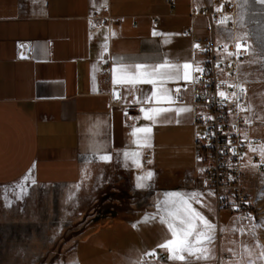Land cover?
Instances as JSON below:
<instances>
[{"label": "crops", "instance_id": "obj_1", "mask_svg": "<svg viewBox=\"0 0 264 264\" xmlns=\"http://www.w3.org/2000/svg\"><path fill=\"white\" fill-rule=\"evenodd\" d=\"M104 2L0 0V187L25 181L40 187L77 184L86 177L85 162L95 159V145L103 146L96 156L138 152L155 172L180 174L204 185L193 149L192 111L179 117L163 113L155 123L140 111L142 106L190 108V83L166 85L187 86L180 104L135 103L153 86L138 85L141 90L130 93L115 85L121 98L114 99L111 70L116 58L128 65L165 59L191 63L194 42L201 47L210 40L231 43V26H218L216 18L204 14L213 11L212 0ZM96 12H108L115 22L91 34ZM154 30L162 35L154 36ZM145 127L151 128V147L142 146V139L140 145L134 143L145 135L134 137V128ZM205 200L218 207L215 195ZM167 238L158 219H104L83 232L75 258L78 264H135L155 250L158 261L167 252L157 245Z\"/></svg>", "mask_w": 264, "mask_h": 264}, {"label": "rangeland", "instance_id": "obj_2", "mask_svg": "<svg viewBox=\"0 0 264 264\" xmlns=\"http://www.w3.org/2000/svg\"><path fill=\"white\" fill-rule=\"evenodd\" d=\"M213 11L222 9L219 19L230 17L226 25L238 42L248 47L239 74L248 86L249 105L258 121H264V17L258 10L264 5L248 0H212ZM217 18V17H216ZM218 19V20H219ZM216 20V22L218 21ZM242 50H244L242 48ZM87 161H91L88 163ZM85 162L86 177L70 186L40 187L29 181L0 187V264H78L76 247L86 228L94 222L109 218L145 219L156 213L155 205L169 192L203 190L202 183L180 174L157 173L140 160L136 167L122 155L112 157L110 163L98 159ZM87 170V171H86ZM152 172L146 187L137 186V177ZM20 185H24L22 191ZM245 191L255 219L236 221L231 212H223L216 206H193L216 225V239L210 250L214 259L196 264H256L264 262L256 258L260 254L257 243L264 246V173L249 170L246 174ZM212 192V191H211ZM211 199V197H209ZM244 229V234L233 229ZM255 231V236L252 232ZM245 246L252 252L246 255ZM231 249V251H229ZM144 264H181L167 259L145 261Z\"/></svg>", "mask_w": 264, "mask_h": 264}, {"label": "built area", "instance_id": "obj_3", "mask_svg": "<svg viewBox=\"0 0 264 264\" xmlns=\"http://www.w3.org/2000/svg\"><path fill=\"white\" fill-rule=\"evenodd\" d=\"M175 2L176 0H167L169 5ZM204 14L212 20L216 17L218 20L220 17L216 12L209 10H205ZM114 22L108 12H96L90 25L91 34L107 29ZM212 24L215 22L212 21ZM185 35H191V32H185ZM235 42L224 43L210 40L206 47L200 46L203 51L196 49L194 45L199 43L194 42L191 64L194 67L199 64V67L205 71L203 73L193 71V79L198 78L200 82H190L189 87L190 108L194 116L193 149L198 171L207 181V184L204 182L202 185L215 193L220 211L231 212L238 221L237 217H246L245 220L254 218L252 211L248 209L250 201L245 191L246 174L249 170L263 174L264 164L258 168L245 165H248L249 160L252 164H260V156L251 152L249 148L251 146L259 149L261 145H264V121L260 122L256 119L248 101L247 82L239 74L244 50L241 49L242 54L238 59L224 54L222 45L227 44L228 50L235 52ZM218 63L219 67H216ZM230 85L243 86L245 91L240 92L238 88L230 87ZM186 89L187 86L184 85L179 95L175 94V104L184 101ZM219 91H224L228 98L222 101L218 95ZM233 92L236 93V97H232ZM207 117L212 119H206ZM246 119L248 123H245ZM230 149H235V152L233 153ZM242 156L243 159H241ZM200 169L204 171L201 172ZM229 177L232 178L229 179ZM241 220L244 219L239 221Z\"/></svg>", "mask_w": 264, "mask_h": 264}, {"label": "snow or ice", "instance_id": "obj_4", "mask_svg": "<svg viewBox=\"0 0 264 264\" xmlns=\"http://www.w3.org/2000/svg\"><path fill=\"white\" fill-rule=\"evenodd\" d=\"M245 3L248 0H244ZM252 3H258L260 5H264V0H252ZM104 6H106V0L104 2ZM216 12H221L222 9L217 7L215 9ZM259 15L264 17V8L258 10ZM230 19L228 16H222L218 21V26L224 25ZM95 27V25H93ZM261 28H264V22L261 23ZM155 35H162L161 33H157L155 30L152 33ZM112 35L115 36L116 33L112 32ZM229 38L235 42V52L228 50V45H222L224 54L226 56H235L237 59L240 57L241 49H244V54L248 53V47L244 44L238 42L239 39L245 38H237L232 33H229ZM105 41H107V37H105ZM167 42V41H166ZM106 49L107 45H103ZM194 47L198 50L200 49V45L196 44ZM210 50V49H209ZM218 53L220 49H217ZM222 59V58H221ZM114 64L117 65L113 67L111 70L113 76V98L120 99L119 91L116 90L115 85L124 86L125 90L134 93L135 91H140L137 86L142 84H150L153 86V90L144 95L142 98H137L133 102L149 104V103H174L175 99L172 96V93L175 92L177 96L179 95L180 89H170L166 85L168 82H179L185 81L186 83L195 82L199 83V79H193L192 72H200L203 73L205 70L199 67L197 64L195 67L190 62H185L183 64L172 63L168 60H164L161 63H157L155 65H146L143 63H135V64H125L121 58H116L114 60ZM219 67V63L216 65ZM191 70V71H190ZM119 73V75H118ZM221 83H225L221 81ZM230 87L238 88L240 92H244L245 89L243 86L235 85ZM218 95L224 99H227V94L224 91H219ZM232 97H236V93L233 92ZM140 111L144 113V117L153 123L156 122L157 117L167 112H174L177 117H179L183 113H190L192 111L191 108L188 107H152L145 108L141 107ZM135 119H140V117H136ZM206 119H212V117H207ZM179 122V120H177ZM249 121L246 119L245 123ZM151 128H134L132 135L137 137V133H145V135L140 138L137 137L134 140V143L140 145L141 139L143 140L142 146L151 147L150 144V134ZM247 139V136L245 135ZM230 144L231 141L229 140ZM235 152V149H230ZM249 150L253 153H257L260 156V164H252L251 160L248 161V165L254 168H258L261 164H264V145H261L259 149L253 148L250 146ZM103 151V146L95 145L93 146V157L98 159L101 162L110 163L112 161V155L110 152H104L96 156V152ZM123 160L129 161L131 160L136 167H141L138 152H128L125 151L122 154ZM247 155V154H245ZM244 157L242 156L241 159ZM90 163L91 161H87ZM87 171V170H86ZM201 172L204 169H200ZM153 177L152 172H147L146 174L137 177L138 184L137 186L140 188L146 187L145 181H150ZM232 177H229L231 179ZM207 184V181H205ZM21 190H24V185H20ZM215 195V193L208 191L207 193L200 191H191V192H169L165 193V198L162 201H159L155 207L157 208V212L151 214L150 216L145 217V222L159 220V222L166 226L167 232L169 234V238L165 239L162 243L158 244L157 247L159 249H163L167 252V259L173 262H181V264H196L198 261H208L210 259H214V256L211 253L210 245L214 243L216 239V225L211 222L207 216L203 214L202 211L195 208L194 204H201L204 207H210L206 203L205 197H211ZM261 196L264 197V193H261ZM246 219V217H237V220ZM255 219V218H252ZM256 227H264V225H254L253 228ZM233 231H239L241 234H244V229H233ZM252 235L255 236V231L252 232ZM257 247L260 248V254L256 258L259 261L264 262V246H261L257 243ZM231 251V249H229ZM246 255L251 258L252 252L245 246ZM158 259L157 252L152 250L150 252H146L142 254L140 258L135 261V264H144V261H151ZM248 264H256V260L249 259Z\"/></svg>", "mask_w": 264, "mask_h": 264}]
</instances>
